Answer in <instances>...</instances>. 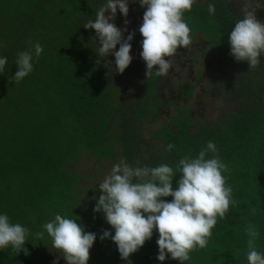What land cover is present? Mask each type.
Instances as JSON below:
<instances>
[{"label": "trees", "instance_id": "obj_1", "mask_svg": "<svg viewBox=\"0 0 264 264\" xmlns=\"http://www.w3.org/2000/svg\"><path fill=\"white\" fill-rule=\"evenodd\" d=\"M213 2L214 15L207 10L208 2L194 4L184 13L192 41L199 37L208 43L202 53L208 58L181 54L170 58L167 76L147 77L139 33L145 8L138 2L129 3L128 15L134 19L126 31L135 33L130 42L135 66L118 75L114 61L97 56L95 30L83 27L104 3L0 0V55L8 58L6 72L0 75V211L31 233L42 231V225L57 213L76 219L85 231L97 234L87 264H180L156 259L155 230L127 259L121 258L110 238L101 240L104 230L114 233L103 213L93 211L101 194L96 183L103 169L84 172L75 164L93 156L98 163L110 159L118 160L116 164L123 157L133 166L175 165L184 156H195L212 140L228 166L224 175L236 206L230 205L224 219L217 220L207 247L194 249L185 264H247L244 228L249 222L259 228L257 246L264 253V67L249 68L246 61L238 62L230 55L228 34L237 17L222 0ZM121 17L117 10L116 26L124 22ZM37 41L43 51L34 70L15 83L11 76L17 70L16 54ZM175 63L182 78L180 86L173 88L169 76ZM187 66L188 72L182 73ZM132 73L129 86H124L122 74ZM208 76L216 77L215 81H208ZM209 82L217 83L214 94L226 97L231 109L212 123L198 122L196 91L203 95L204 83ZM167 110L172 112L170 120L147 137L144 127ZM168 143L175 145L171 152L165 151ZM178 178H173L174 188ZM83 192L86 201L78 197ZM25 247L27 254L10 248L0 251V264L57 263L56 249L47 235L42 241L30 236Z\"/></svg>", "mask_w": 264, "mask_h": 264}, {"label": "clouds", "instance_id": "obj_2", "mask_svg": "<svg viewBox=\"0 0 264 264\" xmlns=\"http://www.w3.org/2000/svg\"><path fill=\"white\" fill-rule=\"evenodd\" d=\"M131 2H138L145 8L139 27L143 37L140 57L146 64L145 75L167 76L172 67L169 58L179 48H188L192 44L191 28L184 13L190 12L197 0H105L95 12V18L83 27L95 30L97 56L100 59L114 56V70L118 73H123L133 59L130 42L135 33L130 32L123 38L127 28H118L114 21L117 10L127 17ZM240 2L244 4L243 16L237 17L228 34L230 55L238 62L246 61L249 68H255L261 65L259 57L264 55V23L254 14L255 0ZM261 5L264 4L259 0L256 6ZM207 10L209 14H215L213 0H208ZM42 51L37 41L31 49L18 52L15 57L17 70L11 76L12 81L19 83L27 77ZM7 64L8 58L0 55V75L5 74ZM107 66L111 69V62ZM174 149L172 143L165 146L166 152ZM218 152L216 144L209 140L195 156H184L175 165L133 166L122 157L98 184L101 194L95 198L93 211L103 213L114 230V233L104 230L100 239L110 238L121 258L127 259L152 238L155 230L158 233V261L172 259L180 264L190 261L194 249L207 247L217 220L224 219L230 205L236 206L232 188L226 184L224 175L229 169ZM176 176L179 178L174 188ZM169 196L172 197L170 201L163 199ZM255 212L252 208L251 214L255 215ZM76 221L57 213L42 225V231L31 233L27 226L13 222L7 213L0 211V251L10 248L15 253L23 250L27 254L25 244L30 236L42 241L47 235L51 246L63 253L67 264H87L97 234L85 231ZM244 234L247 264H264V253L258 251L257 246L258 226L247 223Z\"/></svg>", "mask_w": 264, "mask_h": 264}, {"label": "rangeland", "instance_id": "obj_3", "mask_svg": "<svg viewBox=\"0 0 264 264\" xmlns=\"http://www.w3.org/2000/svg\"><path fill=\"white\" fill-rule=\"evenodd\" d=\"M98 2L102 5L104 3L102 0H98ZM129 7H130V5H129ZM129 16H132V19ZM133 17H134V15H127V17H122V20L124 22L122 24L118 25L119 28L126 27L128 29V27L131 25L132 20L134 19ZM94 18H95V16L89 17L88 20H92ZM88 20H86V23L88 22ZM125 21H127L126 25H125ZM90 30H94V29H87V31H90ZM124 34H126V32ZM126 35H128V34H126ZM93 39H96V38L93 37ZM201 44L202 43H200V45L198 47H196V48L194 47V49H192L190 51V53L188 54L190 58L198 59V60H200V57L208 58L207 54H202L203 52L199 51V48L203 47V45H205V44H202V45ZM118 47H119V45H117V49H118ZM137 54H138V52H137ZM197 54H202V55H197ZM107 58H109L111 61H114V59H115L114 56H111V55L107 56ZM135 59L136 58L133 57V59L130 63L131 66H135ZM259 59L261 61V65L264 67V55H261L259 57ZM198 64L199 63L193 64V65H198ZM189 66L185 67L186 72L184 70H182L181 72L186 74L190 68ZM173 67H174V69L172 71L171 76H169V77L172 81V84H173L172 86H174L173 88H175V87L180 86L178 84V82L182 77L179 76L180 75L179 74L180 73V69H179L180 66L177 63H175V66H173ZM227 72H228V68H227V71L226 70L223 71V73H227ZM120 74L121 73H118V75H120ZM122 77H123L122 83L124 86L127 87V86H129V83L132 81L134 75H133V73L132 74H122ZM209 79L212 81H215L216 77L208 76V81H210ZM112 84L114 85L115 82H113ZM203 90H204L203 95H198V91H196V95L200 98V100H199L200 108L196 111L195 118L198 122L212 123L213 121L220 119V117L223 116L224 114H226V112H229V110L231 109L232 103L231 102L229 103V101L227 100L226 97L222 98L220 96V94H218V95L214 94V91L218 90L217 83H215V82L204 83ZM126 94H127V96H129V92H126ZM197 96H196V98H197ZM195 101H196V99L193 100V102H195ZM189 106L193 107V104L190 103ZM163 113L164 114L161 115L160 118L156 122L144 127V133L147 137H150L156 130H158L160 127H162L163 121L168 122L170 120V118L172 117V112L170 110H167L166 112L164 111ZM155 143H159V141H155ZM117 161L118 160H116L115 162H117ZM115 162H113L110 159H107L103 163H98L95 157L89 156L87 158L82 159L80 161V163H76L75 165L77 168H79L80 170H82L84 172H86L88 170L91 171L94 167H98L99 169H103V174L101 175V177L98 179V181L96 183V187L97 186L99 187L98 184L100 182H102L105 175H107L110 172V170H111L113 164H115ZM85 186H87V184H85ZM78 197L81 200H85V201L87 200V198H86L87 196H86L85 192L80 193L78 195ZM53 254L55 255L56 260H57L56 264H67V262L62 257V255H63L62 252H59V250L56 249ZM50 256L51 255H49L48 259H49V261H52L51 258H53V257L52 256L50 257Z\"/></svg>", "mask_w": 264, "mask_h": 264}, {"label": "flooded vegetation", "instance_id": "obj_4", "mask_svg": "<svg viewBox=\"0 0 264 264\" xmlns=\"http://www.w3.org/2000/svg\"><path fill=\"white\" fill-rule=\"evenodd\" d=\"M197 1H200V0H197ZM204 1V0H203ZM223 2H225V4H226V6L229 8V10L234 14V16L235 17H239V18H242V16H243V13H242V9L244 8V4L243 3H239V5L237 6L235 3H234V1H232V0H222ZM262 1L263 0H261V3H262ZM257 4H259V0H255V3L253 4V8L255 9V16H256V18L259 20V21H261L262 23H264V5H261V6H259V7H257L256 5ZM263 4V3H262ZM120 13V12H119ZM122 15V14H121ZM122 17H124L123 15H122ZM121 17V18H122ZM200 43H202V44H205V45H203V47H200L199 48V51H201V52H204V50H205V47H206V45L208 44L206 41H204L203 39H201V38H199V37H196L195 38V40H193L192 41V44H191V46L190 47H188V48H179L178 49V52L174 55V56H172V57H176V58H179V57H181L182 55L181 54H183V55H185L186 56V54H189L190 53V51L192 50V49H194V47L196 48V47H198L199 45H200ZM201 44V45H202ZM195 51V50H194ZM172 57H170V58H172ZM169 58V59H170Z\"/></svg>", "mask_w": 264, "mask_h": 264}, {"label": "crops", "instance_id": "obj_5", "mask_svg": "<svg viewBox=\"0 0 264 264\" xmlns=\"http://www.w3.org/2000/svg\"><path fill=\"white\" fill-rule=\"evenodd\" d=\"M232 1H234V3L238 6L239 5V3H240V0H232ZM208 2V0H200V1H197V4H204V3H207Z\"/></svg>", "mask_w": 264, "mask_h": 264}, {"label": "bare ground", "instance_id": "obj_6", "mask_svg": "<svg viewBox=\"0 0 264 264\" xmlns=\"http://www.w3.org/2000/svg\"><path fill=\"white\" fill-rule=\"evenodd\" d=\"M224 3V2H223Z\"/></svg>", "mask_w": 264, "mask_h": 264}]
</instances>
